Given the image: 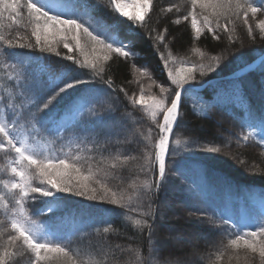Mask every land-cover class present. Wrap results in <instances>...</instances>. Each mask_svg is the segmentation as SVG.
<instances>
[{
    "label": "trees",
    "instance_id": "1",
    "mask_svg": "<svg viewBox=\"0 0 264 264\" xmlns=\"http://www.w3.org/2000/svg\"><path fill=\"white\" fill-rule=\"evenodd\" d=\"M59 1L70 11L76 6L82 22L93 27L99 29L106 22L113 34H118L130 45L134 55L125 59L111 53V58L103 62V79L81 85L59 98L49 114L50 123H46L43 119H26L35 111L33 104L39 90H35L36 95L26 92L20 83L10 78L9 74L16 73L7 65L17 64L22 80L44 84L51 74L49 68L78 67L64 57L71 54L81 60L79 50L74 48L69 53L63 43L57 48L59 56L42 52L39 47L9 50L15 53L12 58L0 56V97L19 111L18 128L25 127L32 142L45 147L41 149L43 155L87 158L82 163L91 164L93 170L99 165L107 173L97 175L96 179L118 194L126 191L133 200L130 205L122 206L61 193L53 212L44 210L37 214L44 209V204L30 201L26 203L29 214L45 231L55 233L53 238L59 237V242L68 246L83 264H97L98 261L101 264H165L166 261L261 264L258 254L237 249L230 245V240L242 231H255L264 218V208H256L253 202L254 198H264V128L258 127L264 118V57L253 69L240 74L243 67L264 55V36L257 27L264 15L249 16L255 40L248 34L242 19L236 20L234 32L217 30L219 40L207 30L197 40L190 22L183 19L190 10L191 0H153L143 28H136L111 13L108 0ZM256 6H260L258 0ZM170 7L171 12L167 11ZM176 20L180 23L176 24ZM2 23L5 27L0 31L6 38L35 43L31 36L32 26L26 20L20 25L7 19ZM221 23L232 27L230 21L221 20ZM157 34L165 36L162 43L155 40ZM69 42L74 44V41ZM4 48L0 42V51ZM196 48L205 53L203 60L195 52ZM215 55L221 56L219 66L204 76L197 73L194 85L210 82L201 89L187 92L182 99V119L169 142L167 179L157 190L155 184L159 177L153 146L159 140V129L146 108L132 100H138L141 92L146 101L152 96L171 98V92L160 91L161 86L175 90L163 67L165 59L169 67H178L180 61L208 64ZM26 60H33L34 66L42 64L44 68L36 69L31 65L23 69ZM144 67L148 75L135 70ZM71 74L82 75L76 71ZM85 78L91 77L85 75ZM107 80L113 82L111 88L105 83ZM236 80L242 82L243 87L233 91L229 85ZM84 88L103 89L102 102L96 108L111 104L114 111L90 116L88 106L81 110L83 115L67 110L65 105ZM0 108L6 118L11 117L12 108L3 102ZM69 114L74 118L64 122ZM41 117L45 114L41 113ZM158 120L163 123L162 114ZM50 128L59 131L52 132ZM126 136L130 143L125 142ZM176 139L181 140L180 151L173 156ZM193 140L195 144L191 143ZM124 155L136 159L111 168L109 162ZM102 157L105 163H101ZM14 159V155L0 151V192H5L6 196L3 182L11 179L10 164ZM149 159L150 165L147 164ZM145 181L153 185L150 190L143 188ZM134 184L142 189L139 194L132 187ZM145 192L149 194L144 195ZM7 198L8 210L0 207V230L11 231L10 210L14 201L10 196ZM150 209L151 218L145 215ZM207 217H212L214 223H209ZM137 219H147L148 225L137 226ZM106 227L111 228L110 232H103ZM6 240L5 234L0 237V244ZM33 260L30 251L20 248L13 264H33Z\"/></svg>",
    "mask_w": 264,
    "mask_h": 264
},
{
    "label": "snow or ice",
    "instance_id": "2",
    "mask_svg": "<svg viewBox=\"0 0 264 264\" xmlns=\"http://www.w3.org/2000/svg\"><path fill=\"white\" fill-rule=\"evenodd\" d=\"M258 2L259 7L256 6V0H251V2L250 0H191L190 10L183 19L190 22L194 38L197 40L201 38L205 30L211 33L215 40H219V36L216 34L217 30L234 32L235 22L240 19L247 27L248 34L252 36L253 25L249 23V16L255 17L258 13L264 15V0H258ZM152 6L153 0H108V10L115 16L126 19L136 28L144 27L147 22L146 16L150 15ZM130 7L133 9L131 12L127 10ZM167 11L171 12L172 8H168ZM5 19L17 25L26 20L32 26L31 36L34 37L35 43H21L19 38L15 40L6 38L0 31V42L5 46L0 51V56L12 58L15 53L9 50L34 47H39L42 52L55 53L59 56L57 48L60 43H63V47L69 53L75 48L79 50L82 57L81 60H77L71 54L64 57L78 67L58 70L49 68L48 71L51 74L44 84L22 80L17 64L7 65L16 73L14 76L9 74L10 78L20 83L26 92L36 95L35 90H39V95L36 96L33 104L35 111L29 113L27 120L40 121L43 119L44 122L50 123L51 115L49 114L52 112V106L59 98L81 85H89L93 80L103 79L102 74L105 70L103 62L111 58V53L118 54L125 59L134 55V52L130 50V45L125 44L118 34H113L110 31L111 26L107 25L106 22L99 29L82 22L76 6H73L70 11L67 6L54 3L53 0H0V30L5 27L2 23ZM221 20L230 21L232 27L229 28L228 23L222 24ZM175 23L179 24L180 21L176 20ZM257 27L261 35L264 36V19L258 21ZM164 31L166 32L167 29ZM252 39L255 40V37L252 36ZM82 40L84 43H81ZM155 40L162 43L165 36L157 34ZM69 41H74V44ZM195 52L202 60L204 59L205 53L201 49L196 48ZM161 58L163 59V57ZM220 62L221 56L215 55L211 57L208 64L200 63L197 65L180 61L178 67H169V61L165 59L163 67L175 90L172 91L161 86L160 91L163 93L171 92V98L165 96L158 99L152 96L148 97L146 101L143 92H141L138 100H132L133 103L146 108L151 120L156 122L159 129V140L153 146L155 148L154 160L159 177V182L155 184L157 190L163 186L167 179L166 159L169 157V142L182 119V99L187 92L196 90L194 82L197 73L204 76L208 72L214 71ZM86 70H91V72L88 73ZM135 70L142 75H148L146 67ZM73 71L81 72L82 75H72ZM85 75H89L91 78L86 79ZM105 83L111 88L113 82L107 80ZM229 87L233 91H238L243 87V84L236 80L231 82ZM103 95V89L84 88L69 100L65 108L69 111L76 110L80 115H83L81 110L88 106L87 111L90 116H99L101 111H114L111 104H107L106 107L99 110L96 108V105L102 102ZM0 102H3L6 107L12 108L11 117L19 116V111L14 106L9 105L7 99L0 97ZM41 113H44L45 117L42 118ZM161 114L163 123L158 120V116ZM11 117L6 118L0 114V140L3 141L0 142V151L15 156L10 164L11 179L3 182L7 196H10L14 201V206L10 210L12 212L11 231L0 230V237L7 235V240L0 244V264H13V258L20 248L30 251L34 257L33 264H83V261L78 259L68 246L59 242V237L53 238L55 233L45 231L43 226L33 219L26 208V203L30 201L43 203L45 207L37 212L39 214L44 210L49 213L53 212L56 198L61 193H70L91 200L109 201L112 204L122 206L130 205L133 198L126 191L118 194L106 183L96 179L97 175L101 173L107 175V173L99 165L93 170L91 164L82 163L87 158L80 155H66L63 158L43 155L38 142L29 143L28 136H22L17 132L20 120ZM258 127L264 128V118L261 119ZM49 130L52 132L59 131L55 128ZM243 139L246 140L247 136ZM125 142H131L127 136ZM191 143L195 144L196 141L193 140ZM175 145L176 147L172 149L171 153L173 156L179 154L181 140L176 139ZM213 151H218V149ZM135 159L136 157L132 155L116 156L109 163L111 168L115 169L118 164H127ZM101 163H105L103 157ZM151 163L150 159L147 160V164L150 165ZM142 170H144L143 167ZM132 187L136 188L138 194L142 190L135 184ZM152 187L153 185L147 181L143 182V188L150 190ZM148 194V192L144 193V195ZM7 196L5 192H0V207L5 210H8ZM145 215L151 218L153 215L151 209ZM201 216L203 218L204 214L202 213ZM207 220L209 223H214L212 217H207ZM135 224L137 226L148 225V220L137 219ZM110 230V227H106L103 232L108 233ZM230 245L237 249L243 248L252 254H258L261 264H264V218L261 219L260 225L255 231H242L241 234L230 240ZM117 247L119 246L117 245ZM137 259L139 260V257ZM97 264H101V262L98 261ZM165 264H178V262L166 261Z\"/></svg>",
    "mask_w": 264,
    "mask_h": 264
},
{
    "label": "rangeland",
    "instance_id": "3",
    "mask_svg": "<svg viewBox=\"0 0 264 264\" xmlns=\"http://www.w3.org/2000/svg\"><path fill=\"white\" fill-rule=\"evenodd\" d=\"M53 2L65 6V5H64L61 1H59V0H53ZM127 10H128L129 12L133 11V9H132L131 7L128 8ZM54 11H55V10H54ZM34 63H35V62H34L33 60H26V61L24 62V64H23V65H24L23 69H26L28 66H31V65H33V67H35L36 69H42V68H44L42 64H39V65H35V66H34ZM2 113H3V111H2L1 108H0V114H2ZM73 118H74V115L69 114L68 116H66L64 122H68L70 119L72 120ZM15 119H17V117H16ZM17 132H18L19 134H21L22 136H24V135L28 136V138H29V143H33L32 140H31V138H30V133H29V131H28L25 127H24V128H23V127L17 128ZM44 148H45L44 146H41V149H44ZM253 202H255L254 205H256V208H259V209L264 208V198H254Z\"/></svg>",
    "mask_w": 264,
    "mask_h": 264
},
{
    "label": "water",
    "instance_id": "4",
    "mask_svg": "<svg viewBox=\"0 0 264 264\" xmlns=\"http://www.w3.org/2000/svg\"><path fill=\"white\" fill-rule=\"evenodd\" d=\"M257 63H258V62H254L253 64H250L249 66H247V67L245 68V70H247V69L253 67V66L256 65Z\"/></svg>",
    "mask_w": 264,
    "mask_h": 264
}]
</instances>
